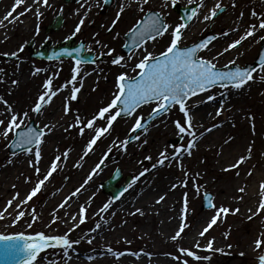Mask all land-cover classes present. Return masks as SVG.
I'll return each mask as SVG.
<instances>
[{
    "label": "rangeland",
    "instance_id": "obj_1",
    "mask_svg": "<svg viewBox=\"0 0 264 264\" xmlns=\"http://www.w3.org/2000/svg\"><path fill=\"white\" fill-rule=\"evenodd\" d=\"M78 1L79 0H70L68 1V3H77ZM94 1L95 8L91 11V19H89V21L91 22L93 20L92 18L95 19L100 14H102V16H104L105 18L103 20L104 22H97L96 28L87 26L84 29L83 33L78 36H73V32H71V25L66 23L67 16H64L62 13L56 10L60 6L62 7V5H66L67 2H65V0H57V5H54L49 8L48 11L42 17L37 19L36 27L34 28L37 31V26H39V31L43 35H56L57 33L59 36L58 43L63 42L64 40H66V37L69 36L74 37L75 44H78L80 41H83L84 45L86 46L88 43L91 51L86 50L85 52L94 53L96 57L100 56L101 53H104L103 61L97 62L95 64H83L81 66V73L80 76H78V80H83V75H85L86 73L97 74V79L88 90L84 91V94H87L88 96H86L83 103H78L76 100L70 102L71 111L66 115L69 120L66 124L63 125L65 127V130H63L59 136V143L53 150L45 152L40 159L38 166L40 168V178L42 179L43 176L49 171V162L54 160L56 156L61 157V161L58 162L57 170L53 173L51 177H49L47 181H45V184L49 182V184L54 187L59 184L62 185L67 181V176L70 173L73 163L77 159H79V156H82L84 154V142L82 135H80L79 133L80 126L69 127V125L75 124L73 114L78 113L82 121H87L91 119L93 114L96 113L99 108L107 105V103L111 99V94L115 91L116 78L114 79V73L121 71V67L113 65L111 63V60L116 56L127 57L128 54L124 53L121 50L125 42L124 35L128 33L129 29L133 27L136 21L139 20L149 10L159 12L169 25H176L181 23V16L178 15V12L175 10V6H173L172 0H161L163 7H160L159 3L154 4L153 0H149L148 5H143L142 0H140V4L138 6H142L145 12H140L139 7H137L135 10L131 8L129 9V7H125V11L121 14L120 18L124 19L125 17H128L129 19H132V22H134L131 23V26H129L128 29H125L124 31H119V26L121 23L120 19V22L116 24L113 31L109 32L107 29L112 26L113 21H111V19H114L117 14L115 12L114 7V9H111V13L109 15H106L107 10L110 9V7H112L115 2H118L120 0H114L109 7H105L103 0ZM196 2L200 5L201 0H192V3L189 4H181L179 0H177V4H181L183 6L195 4ZM221 5L225 9L221 14H229L232 18H235L237 20H240L238 18L240 17L241 12H243L242 20L244 23L247 22L248 25L258 22L257 18L251 15V12L253 10L258 13L264 14V2L261 0H236L235 7H233V0H225ZM53 13H55L54 16ZM221 14L213 18L212 20L207 21L196 34L190 37L188 43L196 42L206 33L212 35L215 34L219 36L220 33L225 32V30L229 29L231 27L230 24L228 22L225 23L223 21V17H221ZM59 15H61V17L57 19L56 22H60V28L53 31H49V25H51ZM245 18L248 19L246 20ZM44 19L46 21V24H44L43 22ZM196 20H194L190 26L194 25L196 23ZM245 27H247V25ZM116 33H119L118 37H116ZM185 34L187 35V33ZM261 35H264V31L257 32L254 37L248 38L249 41L246 40L244 42L246 43L248 41L245 44V47L249 44L251 48L247 51V53L245 51L241 54V57L235 59L236 64H239L240 66H245V64L254 61L261 47V41L259 40V37ZM166 37L167 36L164 35L162 38H159L157 40L162 41L166 39ZM46 38L42 40V44L48 40ZM99 38H115L117 40V43H111V45H109L108 47L99 49L98 45L95 43V41ZM223 39H225L222 41L224 45H227L232 41L224 36ZM235 39H237V37ZM168 41L169 38H167V41L164 45H166ZM31 42H33V45H35L34 39H30L28 42L23 41V44L21 43V45L18 46L17 56H5L4 53L11 52H2V55L0 56V77H4L5 70L13 68H16V70H18V68L21 67L23 63L25 69L32 72H34V69L38 67L41 68L42 71L34 75L33 78H35V83L37 84V88L39 89L37 91H34L37 88L33 90V79L26 86L17 83L14 95H10L9 93L5 92L2 97L9 100V103H11V105L16 111H29L31 120H35L36 124L39 125V127L43 128L44 119L41 117L43 112L37 115L31 112V108L35 105L39 95L42 93L43 84L47 78H53L54 88L62 87L66 81L71 79L73 74L72 69L74 67V60L72 58L60 60L33 59L31 57L32 48L29 47ZM58 43L52 45L55 46ZM103 43L106 44V41H104ZM17 44H20V41L16 43V45ZM22 45L24 46V51L19 52L18 50ZM109 49H114L115 51L112 52L111 55H108L107 53ZM35 50H38V48ZM248 54L250 56H248ZM12 62H14V65H12ZM111 66L115 67V70L112 73H106V69H108V71L109 69H112ZM254 77V81H250L249 84L247 83L244 87L239 89L242 92L233 102L232 111L236 112L235 118H238L239 124L241 125V130L247 133L253 131V133L261 140L260 145H264V80H261L260 76ZM109 83L112 85V88L110 89L107 88V85ZM233 90H235V88L230 87L228 89H221L217 87L211 89V92L215 93L216 96H221V94H228ZM31 91L33 93L30 94ZM52 100H57V96L53 97ZM174 109L169 112V114L167 113V116L169 118L173 117ZM4 115L5 108L3 105H0V118H6V116ZM223 119H225L224 114L221 115L219 119H215L213 121L214 125H218V123L223 121ZM233 124L234 122L231 123V126H234ZM85 130L90 131L89 129ZM142 133L144 132H140L139 135ZM88 136L89 134L84 135V139L87 140ZM78 138L79 142H77ZM230 138L231 137L229 135H225L224 138L222 137V143L219 147L224 146L226 141H229ZM189 139L190 137L187 136H184L183 138L179 136L177 138L172 139L169 142L171 146L169 151L172 152V146H180L182 144L186 146L189 142ZM174 140H179V142L177 144H173ZM82 142L83 145H81ZM8 144V141H5L2 137H0V173H3L4 171H12L18 165L15 159H22L23 154H26L24 152H21L17 153L16 156H12V154H9L8 152ZM77 145H79V151L74 155V157H72L71 161H67V158H64L65 151L68 152L69 156L71 155L72 150H74ZM262 149L264 150V148ZM33 151H35L34 148ZM208 153H210V151L206 152V150H204L203 148H195L193 149L191 156H188L187 154L183 155L187 157V163L185 167L183 166L181 168L179 166V163H173L167 165L166 167L160 170L163 177H170L174 175V178H171L169 180V184L175 183V185H177L175 189H177L181 195L180 204L184 212V215L181 218V222L185 223L188 226L185 227L184 232L181 233V236L178 240L174 241L171 238L167 240L165 238L158 237L156 231L159 230V224L156 223L155 217L151 219L150 215H129L126 212L116 211L107 216L109 224L107 230L109 232H105V237H103V240L89 244L87 242V236L84 231H89L90 229H93L95 225L99 223L97 217H93L91 219V215L89 213L86 214V222L81 227L76 228L75 231L71 233V239H80L81 237H83V239H81V242L78 245H73L72 249L67 250V254H65V252L61 249L56 251L51 250L49 252H45L38 259L39 262L37 264H69V256H76V254L78 255V253H82L83 255H97V250L100 248L103 249V251L99 254H102L103 256L101 258L98 257L91 262H87V264H134V261L138 262L139 264H159L158 256H161V258L168 260L167 263L162 260L160 264H182V260L175 259L176 256H181L182 259H188L189 264H258L257 258L259 255L263 254L264 248H262L261 250H257L255 248L254 241L260 236L261 233H264V213L251 220H247L245 217L240 216L239 213L231 214L230 212L222 219H218L217 224L213 225V227L209 229L208 232L204 234V236L197 237L195 240L186 242V238L189 232L192 231V227L194 228L196 225H201V222L193 220L192 216L195 213L201 214L204 212L201 209L203 194L207 191L210 192L213 195V202L216 198H218L216 187L214 188L213 185H202L200 184V181H198L200 169H198L197 166H204L203 160L206 156H208ZM110 159L111 156L107 155L106 161H110ZM30 160H33L34 162V157L30 156ZM262 160L264 161V154L262 156ZM9 161H11V163H9ZM250 162H253L252 159L250 160ZM23 165L25 166V168H27L26 163H24ZM118 167L121 168L120 170L123 173V178L118 183V185H122L125 182L126 177L128 176L131 177L130 183H132L134 177L129 174H124L125 168L123 166V163L121 164V166ZM62 168L63 171L61 170ZM105 168L106 165L104 163L102 165V169ZM116 169L117 167L114 169L112 167L106 169L107 173L109 170H111L109 177L112 176ZM29 171L32 173L33 178H31V182H26L25 184H22V179L25 178V173L22 174V176L18 178L16 182V186H23L21 190H18V193H22L25 190L27 191L30 185L33 184L34 181L37 179V175H35L36 173L34 172L33 167L30 166ZM185 172L188 173V176L184 175ZM196 174L199 175L197 176ZM249 176L251 178L252 175ZM226 177L229 179L231 178L229 174H226ZM178 178H180V181L181 179H186L188 181L187 188L179 186L180 181L176 180ZM207 178L208 177H206V179ZM101 183L98 182L96 184L99 190V194L101 196L108 197V199L113 202L118 201L114 200L110 194L103 192ZM135 184L136 181L132 187H134ZM193 184H198L201 186L200 193L195 192V190L193 189ZM131 188H128L127 191H129ZM17 189L18 187H15L11 191V193H13V191L15 192ZM185 192L187 193L188 199L187 212L184 211ZM45 196L46 194L43 192L42 187L41 191L37 193V195L33 197L32 200L28 201V203L23 206L22 210L25 212V216L19 219V221L15 219L16 213L19 209H17L14 214L8 215L3 219H0V232H2L3 234H11V232L20 231H24L26 233L44 231L46 233H49L50 231L54 230L55 234L58 235L67 232L68 229L72 227V225H66V223L64 222L66 221L65 219L58 220L56 223L53 224L51 223L53 213L49 210L42 211L45 205ZM32 208L35 209L36 215L38 217L35 222H32L31 219ZM211 209L213 210V208ZM211 209H207L205 211L208 212ZM229 209H233V207H230ZM56 215L60 217V215ZM30 222H32L31 228L27 226ZM255 222H257V224ZM181 224H178L174 227L176 232L179 230ZM213 239V249H221L222 251H209L206 249L205 246L210 240ZM104 242H106L105 247H107V250H104ZM197 242L201 245L199 249L193 247L194 244H196ZM229 245L231 247H229ZM250 246L253 247L252 250L248 249ZM181 247L192 249L196 251L199 256H207L210 257V259H201L200 261H194L191 257H183L182 254L179 252V248ZM109 249H111V251H109ZM119 253L130 255L122 258V255H118Z\"/></svg>",
    "mask_w": 264,
    "mask_h": 264
},
{
    "label": "bare ground",
    "instance_id": "obj_2",
    "mask_svg": "<svg viewBox=\"0 0 264 264\" xmlns=\"http://www.w3.org/2000/svg\"><path fill=\"white\" fill-rule=\"evenodd\" d=\"M224 1L225 0H203L204 7H200L198 18H195V20L197 19L195 21L196 23L192 26H190L192 24L190 23L185 30L187 35L184 34V44H187L190 37L196 34L206 23V21L203 20V16L208 14L217 2L222 4ZM56 2L57 0H48L49 6H45L43 3L33 4V0H24L22 5L15 6V0H0V20H3V25L0 26V56L4 51L17 52L18 46H20L23 41L28 42L30 39H34L35 41V45L33 47L34 49L38 48L42 40L46 37V39L52 41L53 43H57L59 41V36L57 33L56 35H43L39 31V34H37V31L34 29L36 27L37 19L42 17L49 8L57 5ZM179 2L181 4H189V0H179ZM153 3H159V6L163 7L161 0H153ZM94 4V0H79L77 3H66V5H62V7L60 6L56 10L62 13L64 16H67L66 23L71 25V32L75 31L76 26L83 19L84 23L81 25V30L79 33H76V35H80L87 26L96 28L97 22H104L103 20L105 18L102 16V14L98 15L95 19L92 18L93 20L91 22L89 21V19H91V11L95 8ZM122 4L125 5L126 8L129 7V9L131 8L134 10L139 7L135 0H120L115 2L112 7L107 10L106 15L111 13V9L113 7L115 8V12L117 14ZM129 4L130 6H127ZM14 6L15 11L12 12V17H17L18 13L24 14L20 15L15 20V22H11L12 17H10L8 20H4V17L14 8ZM29 7H31V11H26V9ZM37 8H39V11L42 13V15L39 17L36 15ZM54 14L55 13H53V16ZM178 15H180V13H178ZM221 17H223V21L225 23L228 22L231 26L229 29L225 30L230 33L229 36H227L229 40L234 41L236 37L238 38L243 33L244 29L246 28L245 26H248L247 22L244 23L243 20L240 21L232 18L229 14L222 15ZM114 19H111V21ZM245 19L247 20L248 18ZM43 22L46 24L45 19ZM133 22L132 19H129L128 17L121 19L119 31L128 29V27L131 26V23ZM233 29H239V31H232ZM165 36H167L166 39L162 41L157 40L155 42H148L145 47H147L148 51L153 52L154 54L163 51L171 39L169 35L165 34ZM221 37H219L218 40L212 42L208 48L201 53V55L210 57L216 55L217 52H220L223 50V48L227 47V45L222 43V41L225 39H221ZM167 38H169V41L166 43V45H164L167 41ZM98 40L100 41V45H98L99 49L108 47L111 45V43H117L115 38H99ZM19 41L20 44L16 45V43ZM104 41H106V44L103 43ZM246 43L224 53V55L219 57L218 64L222 66L227 64L232 59H238V57H241V54L245 51L247 53L251 47L249 44L245 47ZM262 43H260L261 47ZM87 48H89L88 43ZM248 56L250 55L248 54ZM137 62L138 59L134 58L130 64L134 65ZM12 65H14V62H12ZM111 67L112 69H109V71L106 69V73H112L115 70V67ZM120 70L121 71L114 73V79L122 71L130 72V68H120ZM130 74L132 73L130 72ZM254 76H264V72L259 74L255 73ZM33 77V72L25 69L24 63L18 68V70H16V68L5 70L4 77H0V96H2L5 92L9 93L10 95L15 94L17 83L13 84V81H17L18 84L26 86L31 80L34 79L32 88L33 90L36 89L37 84L35 83V78ZM96 79L97 74H85L82 82L83 86L81 87L80 92L77 94L76 101L78 103H83L86 96H88L87 94H84V91L88 90L96 81ZM77 87H80V84H77ZM107 88H112V85L109 83ZM38 89L39 88L34 91H37ZM32 91L30 94L33 93ZM241 92L242 91L240 90H235L221 96H216L215 93L211 92L216 98L213 101L199 104L198 106L194 107L191 112V115L194 117L193 124L195 126L197 136L199 137L196 148H203L206 150V152L210 151L208 156H206L203 160L204 166H197V168L200 169L198 181H200V184L202 185L206 184L209 186L213 185L214 188L216 187L218 198H216L213 202L215 205L213 210L211 209L206 212L201 208L204 211L203 213L193 214L192 219L201 222V225H196L194 228L192 227V231L189 232L186 242L195 240L197 237H201L199 233L207 226L210 219L215 215L216 208H219L220 206H225L228 208L233 207V209L239 208V215L245 217L247 220H249L248 216L252 215V213H255L258 209L259 202L262 198L261 193L264 191L261 189V183L264 182V161L262 160V156L264 154V150L262 148H264V145H260L261 140L253 133V131L250 133L243 132V130H241V125L239 124L238 118H235L236 112L232 111V105ZM69 95L70 92L68 89L61 91L57 100H52L47 109L41 115V117L44 119L43 125L49 124L53 126L52 131L48 132L44 137L45 142L41 147V156L45 152L53 150L57 146L59 143V136L61 132L65 130L63 125L66 124L69 119L64 114L63 109L65 100L67 97H69ZM206 95V93H201L200 97H192L189 100V104L192 103V100L204 98ZM221 105H223V111L221 115L224 114L225 119L219 122L217 127L213 128V130L209 133L206 131V129L212 128L214 125L213 121L215 119H219L221 116L216 115L217 109L220 108ZM153 107L154 105H144L141 109H138V113L145 116L151 112ZM134 119V117L130 119L117 118L113 124L110 134H105L104 137H101V139L97 141V144L93 146V151L89 152L87 156H79V159L73 163L70 173L67 176V181L64 184H59L54 187L49 183H46L43 187V192L46 194V196L44 197L45 205L42 211L49 210L53 213V210L56 209L57 211L55 214L60 215L62 220L65 219L67 221L66 225H73V222L69 219V217L78 214L81 205H84L87 208L86 214L90 213L91 219L93 217H97L99 224L101 225L100 229H97L94 232L90 231L91 229L89 231H84L87 236L86 239L93 238L92 243L103 240V237H105V232H109L107 230L109 226L107 216L116 211L126 212L129 215H133L137 208L141 209L143 214L136 213V215H150L151 219L155 217L156 223L159 224V230L156 231V234L158 237H162L167 240L174 236L176 232L174 227L182 223L181 218L184 215V212L180 204L181 195L177 189L172 187V185L175 183L169 184V180L174 178V175L170 177H163L160 170L173 163H179L185 167L187 163V157L182 156L179 162L176 160L166 161L163 166L158 165L156 168H152V164L156 163L160 151H162L165 147L168 148V155H172V152L169 151L171 148L169 142L172 139L179 137L176 134L177 130H175L173 121L180 119L183 122V114L175 109L174 116L172 118H169L167 115L157 118L148 127L147 132L140 134L139 140H135L127 145V151H123L122 149L113 146V141H117L118 143L119 141H123L129 137L130 128L134 123ZM232 122H234V126H231ZM96 123L99 126H104V121H97ZM86 134H89L87 140L84 139V135ZM94 135L95 133L93 131L85 130L84 134L82 135L84 149L86 148L89 139ZM225 135H229L231 138L227 143H225L224 146L219 147L222 143V137L224 138ZM145 140L147 143H144ZM77 142H79V138L77 139ZM83 142L81 145H83ZM249 145H251L252 148L250 154L247 152ZM78 146L79 145H77L75 149L72 150L71 155H69L66 159L67 161H71L72 157H74V155L79 151ZM110 146L113 150L110 154H107L111 156V159L110 161H105L106 168L100 171L98 175H94L92 180L85 184L88 175L101 160V158L105 156ZM249 155L250 158L246 159V161L242 163L238 169H229V166L235 164L239 157ZM145 156H151L152 160L145 161ZM251 159L253 162H250ZM29 160L30 155L23 154L22 159H15L18 165L12 171H4L3 173H0V211H3L7 207L8 202L12 201V206L8 207L7 211L3 213L4 217L14 214L17 210L16 205L18 201L15 198V194L23 187L19 185L16 186L18 178H20L22 174L25 173V178L22 179V184L27 182V178H33L32 173L29 171ZM139 161H143V164L138 163ZM24 163H26V167L28 169L25 168L23 165ZM122 163L125 168V175L129 174L135 177L145 167L149 168V171L145 173L144 176L140 177V179L136 181L135 186L127 191L119 201L112 202V205L107 212L98 215L99 210L104 206V204L111 200H109L108 197L101 196L99 194L96 184L100 181L106 180L107 177H109L111 170H109L107 173V168L121 166ZM49 164H51V161ZM77 164L82 166L77 167ZM61 170L63 171V168ZM237 171L239 172L238 175ZM249 172L252 173L251 178L248 175ZM226 174H229L231 178H227ZM206 177L208 178L206 179ZM176 180L180 181V178ZM36 182L37 179L33 184L30 185L27 191L25 190L22 193H19L18 199L20 201H22L32 190V188L35 187ZM13 185L18 187V189L11 193V191L15 188ZM81 185H84V187L81 189L80 193L73 197L64 208H58L65 198L69 197L77 188H80ZM240 187L245 188V192L243 194L238 192ZM241 195H243V199H237V197ZM160 196H164L165 199L157 203V200ZM249 209L252 210L251 213L249 212ZM263 213L264 210H260L259 215ZM259 215H255L253 218ZM77 219H79L78 215ZM255 223L257 224V222ZM82 225L83 224H81L79 227ZM52 233H55L54 230L50 232V235ZM103 245L104 250H107V247H105L106 242H104ZM252 248L253 247L250 246L248 249L252 250ZM102 251L103 249L100 248L97 250V255H83L80 253L76 256H69V264H87V262H91L98 257L101 258L103 255L99 253H102ZM129 255L130 254H123L122 258ZM162 260H164L166 263L168 262L167 259H163L161 256H158L159 264ZM133 263L139 264L136 261Z\"/></svg>",
    "mask_w": 264,
    "mask_h": 264
},
{
    "label": "snow or ice",
    "instance_id": "obj_3",
    "mask_svg": "<svg viewBox=\"0 0 264 264\" xmlns=\"http://www.w3.org/2000/svg\"><path fill=\"white\" fill-rule=\"evenodd\" d=\"M104 4H108L109 0H103ZM139 5L140 0H135ZM24 0H15V6L22 5ZM43 3L45 6L48 5V0H33V4ZM143 5H148L149 0H142ZM189 3H192V0H189ZM173 6H176L177 0H172ZM14 8L4 17V20H8L12 17V12L15 11ZM127 6H130L127 5ZM236 6V0H233V7ZM200 7H204V4L201 0ZM140 12L144 13L145 10L141 6L139 7ZM225 9L222 7L220 2H217L215 6L209 11L208 14L203 16L204 21H210L213 18L217 17L220 12H223ZM26 11H31V7L27 8ZM125 11V5H121L119 11L117 12L116 18L112 22V26L107 30L112 32L116 24L119 22L121 14ZM199 9H192L190 14L182 15L180 17L181 23L176 25H169L163 16L159 13L149 10L145 13L132 28L129 29V32L126 35L130 36V43L123 45L125 48L133 49L130 51L127 58L125 56H116L111 60L113 65H117L121 68H130V72H120L115 80V91L111 94V99L106 106L98 109L96 113L93 114L92 118L87 121H82L78 113H74L75 124L69 125V127H79L80 135H83L85 129H89L95 133L92 136L84 150V156H87L89 152L93 151V146L97 144V141L101 139L105 134H110L111 129L113 128L114 122L117 118L121 119H130L135 118L134 123L130 128V135L123 141H113V146L127 151V145L133 140H139L140 135L138 132H147V126L145 117L142 114L138 113V109H141L144 105H154L147 120H156L163 114L171 112L174 108L178 112L183 114V122L180 119L173 121V124L177 130L176 134L183 138L184 136L190 137L187 145L172 146V155H168V148L165 147L159 153V157L156 163L152 164V168H156L158 165L163 166L166 161L176 160L180 161L184 154L188 156L192 155L193 149L197 147V142L199 137L197 136L195 126L193 124L194 117L191 115V112L194 107L198 106L201 103H206L208 101H213L216 97L211 93L213 88H235L241 89L249 81H254V73L259 74L264 72V54L260 55L257 61L258 67L250 66H236V60L232 59L227 64L218 67V59L224 53L229 52L232 49L237 48V46L242 45V42L247 40L249 37H254L255 34L259 31H264V14L258 13L255 10L251 12L253 17L257 18V23L249 24L243 33L234 41L227 44V47L223 48L222 51L217 52L213 56L201 55L205 49L208 48L209 44L213 41L219 39L220 36L227 37L229 32L225 31L218 35H212L206 37L205 39L194 42L191 45H185L183 39L185 38V30L188 27V23L193 20V18H198ZM24 13H18L17 17H12L11 22L15 20ZM37 17L41 16L42 13L39 11V8L36 10ZM240 20L243 19V12H241ZM84 23L83 19L76 26L73 36L76 33H79L81 30V25ZM3 25V20H0V26ZM171 29V31H169ZM232 31H239V29H233ZM37 34H39V26H37ZM165 34L171 37L168 46L161 51L159 54H154L153 52L148 51L145 45L148 42H155L158 38H162ZM119 36V33H116V37ZM66 39H72V36L66 37ZM260 41H264V35L259 37ZM95 43L100 45V41L96 40ZM214 47V45H213ZM91 51L90 48H86L84 44H81L79 48H63L57 53H53V57L59 58L60 56L71 57L74 60V67L72 69V77L70 80L66 81L62 87L54 88L53 87V78L49 77L45 80L43 84V91L39 95L37 102L31 108V112L37 115L41 114L46 106H48L52 98L57 96L60 91L63 89H68L70 92L69 97L66 98L64 103V114L67 115L70 111V102L77 99V94L80 92L81 87L83 86L82 80H78V76L81 73V66L86 63H95V60H87L79 54L84 51ZM19 52L24 51V46L22 45ZM114 49L108 50V55H111L114 52ZM210 51V50H209ZM5 56H17V52L4 53ZM104 55V53H101ZM53 57H49L52 59ZM137 58L138 62L134 65H131L130 62ZM42 71L41 68H35L33 75H36ZM261 80H264V76H260ZM18 83L13 81V84ZM80 84V87H77V84ZM201 93H206L207 95L204 98H198L197 100H192V103L189 104V100L192 97H200ZM223 95V94H221ZM0 105H3L5 108L6 118H0V137L5 141H8L9 146L12 149H20L24 153L33 156V160H29V165L33 167L34 172L37 175V182L34 188L25 196V198L20 201L19 193L15 194L17 199V209L15 219H19L25 216V212L22 210L23 206L32 200L33 197L41 191V188L45 185V181L53 175V173L58 168V162L61 161L60 156H56L52 161L49 171L43 176L40 177V168L39 162L41 159V147L43 145L44 137L48 132L52 131L53 126L45 124L43 128H38L32 126L31 117L29 111L19 112L14 109V107L9 103L8 100L0 96ZM223 111V105L217 109L216 115H221ZM97 121H104V126L97 125ZM217 125H213L212 128L206 129L207 132H211L213 128ZM47 130V131H45ZM67 131V129H66ZM135 134V135H132ZM228 141H226L227 143ZM144 143H147L145 140ZM33 148L35 151H33ZM112 147L110 146L107 150L105 156L101 158L99 163L92 169L88 175L85 184L88 181H91L94 175H98L102 171V165L107 159V154L112 152ZM252 151L251 145L247 149V152L250 154ZM17 152L13 151L12 156H16ZM68 152L65 151L64 158L66 159ZM249 156H241L237 162L229 166L230 168H239V166L249 159ZM145 161H151V156H145ZM11 163V161H9ZM138 163L143 164V161ZM77 167L82 165L77 164ZM182 168L183 165L179 164ZM225 169V170H229ZM149 171V168L145 167L137 176L133 178L132 183L128 184L126 188L120 193L123 195L124 192L131 188L135 181L139 180L140 177L144 176L145 173ZM239 172L237 171V175ZM252 173L249 172L248 175ZM185 176H188V173H184ZM197 176L199 174H196ZM27 182H31V178H27ZM188 181L181 180L179 186L187 188ZM15 187V185H13ZM84 185H81L80 188H77L69 197L58 206V208H64L67 203L80 193ZM173 188L177 185L173 184ZM193 189L195 192H201V186L198 184H193ZM261 189L264 190V182L261 183ZM238 192L243 194L245 192L244 187H240ZM205 197L208 200L209 207L215 208L213 204V197L210 194L205 193ZM262 198L259 202L258 209L255 213L248 216V219L251 220L253 216L259 215L260 210H264V191L261 193ZM119 197H114L118 199ZM164 196H160L157 200V203L163 201ZM237 199H243V195L237 197ZM113 201H109L104 204V206L99 210V214L107 212L111 207ZM12 206V201L8 202L7 207L0 211V219L4 218V212L7 211L8 207ZM188 208V199L187 193L184 194V211L187 212ZM56 209L53 210V218L51 223H56L58 220H61V217L57 216ZM240 211L239 208L229 209L225 206H220L216 208L215 215L210 219L207 226L199 233L202 237L213 225L217 224L218 219H222L224 216L229 214H235ZM251 213L252 210L249 209ZM32 213V222H35L38 217L34 208L31 209ZM87 208L84 205H81L79 213L72 215L69 219L73 222L71 228L67 232L59 235H50L46 234L44 231L36 232L34 234H26L24 232H19L11 235H6L0 233V254H2L11 264H34L37 260L40 252L48 248H60L67 254V250L72 249L73 245H78L81 242L80 239H71V233L75 231L81 224L86 222ZM142 213V210L137 208L136 212L133 213ZM77 215L79 219H77ZM32 222L27 226L32 227ZM67 223V221H64ZM50 226V225H49ZM188 226L182 222L179 230L174 236L171 237L172 240H178L181 236V233L184 232L185 227ZM101 225L97 223L93 229L90 231H96L100 229ZM93 238H88L87 242L92 243ZM214 239L210 240L205 246L209 251H222L221 249H213ZM255 248L261 250L264 248V233H261L260 236L254 241ZM196 249H199L201 245L197 242L193 246ZM229 247H231L229 245ZM111 251V249H109ZM179 252L183 257H191L194 261H200L201 259H210V257H201L197 254L196 251L188 248H179ZM118 255H123L119 253ZM176 260H182V264H189L188 259H182L181 256H176ZM258 264H264V254H261L257 258Z\"/></svg>",
    "mask_w": 264,
    "mask_h": 264
},
{
    "label": "water",
    "instance_id": "obj_4",
    "mask_svg": "<svg viewBox=\"0 0 264 264\" xmlns=\"http://www.w3.org/2000/svg\"><path fill=\"white\" fill-rule=\"evenodd\" d=\"M44 51L47 52L46 48L44 49ZM88 59H92V57H89ZM252 67H257V63H255ZM106 190L110 192V190H112V187H107ZM0 233H2V232H0ZM11 233H16V232H11ZM51 235H53V233Z\"/></svg>",
    "mask_w": 264,
    "mask_h": 264
}]
</instances>
